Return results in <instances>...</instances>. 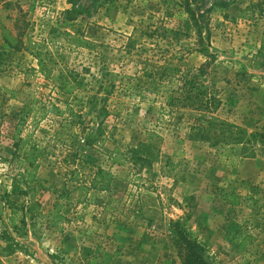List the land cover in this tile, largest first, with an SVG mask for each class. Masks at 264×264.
<instances>
[{
	"label": "rangeland",
	"instance_id": "1",
	"mask_svg": "<svg viewBox=\"0 0 264 264\" xmlns=\"http://www.w3.org/2000/svg\"><path fill=\"white\" fill-rule=\"evenodd\" d=\"M205 50L214 61L198 76ZM194 81L221 101L218 118L262 138L246 146L253 156L228 167L163 116ZM0 88L23 92L0 91V235L24 249L6 256L0 240V264H180L171 221L211 264H264V0H0ZM17 136L28 144L15 149ZM31 145L42 151L32 193L21 179ZM115 147L129 164L110 170L121 180L110 204L73 192L55 224L71 179L89 186ZM13 180L24 194H10Z\"/></svg>",
	"mask_w": 264,
	"mask_h": 264
},
{
	"label": "trees",
	"instance_id": "2",
	"mask_svg": "<svg viewBox=\"0 0 264 264\" xmlns=\"http://www.w3.org/2000/svg\"><path fill=\"white\" fill-rule=\"evenodd\" d=\"M246 10L242 11L240 13V16H242V13ZM191 16L192 19H194L195 26L198 27L199 20L196 19L195 16L199 19H202V16L198 14V12H192ZM54 32L55 30H53V33ZM65 36L68 37L66 34ZM3 39L4 48H11L16 51L19 50V48L11 44V37L4 36ZM203 43L204 38L202 37V32L198 31L196 33V45H202ZM203 55L207 59V61L199 67L198 76H203L204 69L214 61V57L210 55L207 50L203 52ZM34 71L35 70L33 68L30 69L29 74L32 75ZM36 71L41 75H45V67L44 64H42L41 60L37 61ZM0 91H3L4 94L8 96L9 100L18 102V96L23 95V92L21 90L14 91L0 88ZM188 91L193 93L191 97L189 96L185 99H177L174 102L171 101V103L167 105L168 113L163 115H167L169 117V121L175 118V126L183 125L185 132L182 139L197 141L200 143L211 142L210 146L216 149L219 161L224 163L228 167H235L240 159L253 156L251 152L246 153L245 148L248 145H251V147H253L254 144H256V139L262 138L259 137L255 132L248 134L243 129L233 125L232 123L218 118L217 111L221 108L222 103L214 94V91L210 89L207 84L194 81L189 85ZM50 107L51 108L49 112L51 113H54L58 110V108L53 105H51ZM43 110H45V106L43 107ZM179 111H183L185 113L188 112L189 117L187 118V120H191V122L188 121V123H186L183 119L184 117L182 116V114H178ZM18 134H20V132H18L17 135ZM19 141L22 147L28 144V138L23 140V138H19L17 136L15 149H19V144H17ZM94 143L95 142L93 140H90L86 143V146L91 147L94 145ZM142 148H144L143 150L147 151L148 144H143L141 146V149ZM41 157V149L36 145H31L29 146L23 159L24 163L27 165V168L30 169V172L27 177L21 175V179H24L23 184L27 185V190L31 193L35 190L30 186V183H32L35 179V173L39 167L38 160ZM107 159L108 164H106L105 166L107 168L105 169L102 167H98L97 172L95 173L89 186L79 184L76 178L71 179L73 183H78V185L72 191L64 195H60L53 204L51 217L55 218V224H58L62 221H68L67 218L60 214L63 206L59 202V200L64 199L66 201H71V194L73 192H84L82 199L85 197V194L89 190L103 192L107 195L106 205L110 204L111 197L119 192V187L121 186V180H119L118 176L112 174L110 170L114 167H117L119 169L118 171H122L129 164V160L117 147L113 148ZM19 185L20 182H18L17 180H13L10 192L11 195L24 194L23 192H21ZM25 194L28 195L27 192ZM79 199L80 198L76 200L77 203L81 201V199ZM32 200L33 196L30 195L29 207L26 210V213L30 216L35 208H37V205L32 203ZM228 204L231 206H236L237 202L229 200ZM10 222L13 232L19 235V229H17V226L13 223V217L10 219ZM21 224L24 225V219L21 220ZM170 230L173 236V248L180 264H211L208 260V256L206 255L203 246L191 237V235L184 229L181 223L171 221ZM0 240H2L4 243H7V246L4 249L6 256H11L16 252L24 251L23 247L20 246V244L16 240H14L8 233H3L2 235H0ZM52 258L54 260H57V258L55 257Z\"/></svg>",
	"mask_w": 264,
	"mask_h": 264
}]
</instances>
